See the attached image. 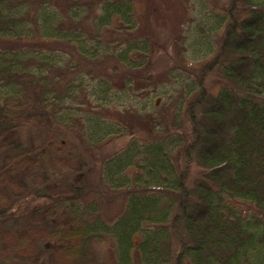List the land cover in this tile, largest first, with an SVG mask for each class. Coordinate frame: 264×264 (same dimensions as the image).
<instances>
[{"label": "trees", "instance_id": "trees-1", "mask_svg": "<svg viewBox=\"0 0 264 264\" xmlns=\"http://www.w3.org/2000/svg\"><path fill=\"white\" fill-rule=\"evenodd\" d=\"M39 1L30 21L41 26L34 31L25 20L28 0H0V131L18 129L14 143H3L0 137V173L13 159L34 161L23 177V191L15 193L12 184L0 188V264H54L59 249L66 251L68 264H96L95 243L107 237L117 248L118 264H134L133 248L139 252L138 264H264V0H228L227 15L213 11L214 30L231 21L217 55L194 74L199 85L187 110L191 139L171 132L177 125L165 130L162 120L148 114L154 120L148 136L131 137L104 160L102 146L87 139V131L93 134L105 120L118 129L121 119L113 117L111 108L118 92L127 89L130 96L147 90L153 81L152 75L137 70L149 56V43L131 33L137 0H63L65 12L56 9L54 0ZM82 13L92 14L101 31L88 36ZM52 15L57 20L65 15V20L54 24ZM115 22L120 23L116 36L104 39L102 32ZM59 37L80 42L78 51L86 60L108 54L116 61L120 81L99 69H94L96 76L89 73L82 79L84 73L78 70L69 77L80 60L76 55V60L65 58ZM247 41L251 45L243 47ZM241 60L247 64L246 74L240 72ZM210 75L215 76L217 93L205 87ZM77 87L101 103L75 107L68 99ZM10 98L18 106L8 107L5 100ZM49 105L51 112L46 110ZM75 119L85 133L75 131ZM51 138L61 150L53 151ZM179 146L200 168L193 186L188 171L167 166L170 150ZM99 164L105 178L96 185L91 179ZM140 178L141 188L122 189L124 181L139 184ZM102 186L112 188H106L111 195L125 194L110 218L101 207ZM53 187L61 191L51 193ZM136 235L142 236L138 246ZM31 240L35 251L27 248ZM173 241L179 244L175 260L170 255Z\"/></svg>", "mask_w": 264, "mask_h": 264}, {"label": "rangeland", "instance_id": "rangeland-1", "mask_svg": "<svg viewBox=\"0 0 264 264\" xmlns=\"http://www.w3.org/2000/svg\"><path fill=\"white\" fill-rule=\"evenodd\" d=\"M38 3H40L39 0H28L27 5L29 13L25 20L28 23L27 25L32 27L34 31L41 26L39 22L30 21L34 18ZM53 4L57 6L56 9L60 12H65V9H67L63 0H54ZM227 7L228 0H208L207 3L203 2L202 4L199 0H137L134 10L136 28L133 30L134 32L131 33H134L137 37L149 43V48H147L146 51L149 55L148 60L137 70L141 72L143 76L146 74L152 75L153 81L149 83L151 85L147 90L135 91L134 94L130 96L128 95L127 89L125 90L126 93L122 94L121 92L119 94L118 92L111 107L113 117H119L121 119L118 129H115L116 126L107 123L108 120H105L106 122L104 124L101 123L100 126L98 125L97 130H95L93 134L87 131L86 138L92 137L96 139L94 141L95 146H102V149L98 147V151L99 149L102 150V160L123 149L128 144L131 137L136 136L139 139L146 138L148 136L147 129L149 126H153L154 122L148 114H153L158 120H162L161 126L165 130L169 129L171 124L177 125L179 129L172 128L171 132L179 131L181 134H184L187 139H191L193 127L187 110L189 111V103L196 94L198 90H196V88L199 85L194 82V74L205 60L211 59L219 52V47L224 36L223 34L231 18L229 21L227 20V22H224L221 30L216 31L214 29L217 23L213 11L224 12L227 15ZM51 9L55 11L54 8L51 7ZM96 10L97 9H95V11ZM231 14L235 17V13ZM80 16V19L85 17V25L83 28L88 36L90 35L91 37L101 31V29H97L98 26L92 14L87 15L82 13ZM52 18L55 20L57 15H52ZM60 20H65V15L59 16L58 20L56 19L57 22L54 24H57ZM66 22L68 23L70 21L66 18ZM119 25V22H115L109 29L110 31L104 30L102 32V34H104V39L105 37L106 39L114 38L116 36V31L114 30L117 29ZM128 30L129 29H127V31ZM33 40H37V38ZM58 40H61L59 43L63 44L64 48L67 50L65 58H73V55H76L79 58L78 60H80L78 68L68 73L69 77L75 76L78 70L84 73L80 75L82 79L89 77V73H91V76H96L94 69H99V72H104L107 76L112 77L115 83H117L116 81H120L117 79L114 72L116 61L108 54L102 52L86 60V58L79 54L78 48L81 46L79 45L80 42H75L74 40L68 41L60 37ZM246 44L251 45V42L247 41L241 45L244 47ZM248 53L254 54L251 51H248ZM260 54L261 53L258 52L256 55ZM73 59L76 60V58ZM32 61L33 64H35L36 61ZM240 64L243 65L244 69L241 71L240 66L237 69H239L241 73L246 74V69L248 68L247 64L244 65L243 60L240 61ZM217 79H219V77H216V80ZM205 87L215 93L219 91V87L215 83L214 75H210L207 78ZM245 87L246 84L244 85V88ZM76 90V95H74L72 99H68L72 101L75 107H80L82 109L88 108L89 101L93 106H98V104L101 103H96L85 88L77 87ZM178 102H183V106L181 107V104H178ZM5 103L10 108L18 106L19 104L18 101L11 98L6 99ZM46 110L51 112L52 105L47 106ZM138 112L142 114L143 117H140ZM199 113L198 110L195 111L197 117H199ZM75 120V131L77 133H85L79 119ZM31 130L28 129L26 131L30 140L32 137ZM158 130L160 129H157V131ZM17 131V126L7 130H1L0 137H2L3 143L16 142L18 137ZM94 133L100 134V138L99 136L96 137ZM226 134L228 135L229 133ZM48 143L51 145L53 151L61 150V144L57 142V140L51 138ZM33 162V159L28 160L26 156L22 157L21 161H15V159H13L12 162H9L6 168L0 173V188L2 189L6 184H12L15 193L23 191L26 188L23 177L33 166ZM70 164L76 169L79 168L78 163ZM167 164L168 167H173L175 171H188V184L189 186L194 185L200 168L195 157L191 159L185 157L182 146L170 150L167 156ZM98 166V169H96L98 171L97 175H94L96 179H94V176L91 179V181L95 180L94 184L96 185L102 176L105 178L101 172L102 166L100 164ZM130 173H133V171ZM138 182L139 184H136L134 180L124 181L122 189L125 191L133 190L136 185L141 188L144 185V179L140 178ZM106 188L113 191V189L108 186L101 187V189H103V193L101 192L103 195L101 207L104 215L110 218L112 217L111 215L119 211L125 194L123 193L119 196L118 194L111 195V192L109 191V193ZM92 190L94 191V189ZM58 191H61V189L53 187L50 192L56 193ZM31 233H33V230ZM171 238L173 237L171 236ZM141 240V235L135 236L136 246H138ZM95 244L96 264H118L117 248L111 238L107 237L105 240L96 242ZM27 248L31 251H35L36 242L33 243L31 240L30 243V241H28ZM171 250V259H174L178 254L179 244L173 241ZM131 258L134 264H138L136 260L139 259V252L136 251V248H133L131 251ZM257 259L258 258H254V260ZM68 262L69 256L66 254V251L64 249H59L56 253L54 264H68ZM169 264H172V260H170ZM185 264L188 263L185 262Z\"/></svg>", "mask_w": 264, "mask_h": 264}]
</instances>
